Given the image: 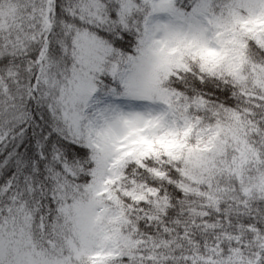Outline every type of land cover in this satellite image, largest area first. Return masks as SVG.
<instances>
[{
	"label": "trees",
	"instance_id": "obj_1",
	"mask_svg": "<svg viewBox=\"0 0 264 264\" xmlns=\"http://www.w3.org/2000/svg\"><path fill=\"white\" fill-rule=\"evenodd\" d=\"M37 1L0 0V224L22 208L32 245L49 259L70 236L68 205L82 202L103 245H90L67 264H127L117 235L138 247L128 260L135 264L142 254L152 259L151 248L167 251V244L175 264L207 253L229 264L227 255L241 258L248 249L249 264H264V193L236 197L229 206L226 200L202 206L188 194L174 146L135 136L129 148L100 144L89 127L95 105L111 117L159 114L173 131L187 130L194 146L199 128L203 150L205 139L236 117L264 165V99L217 74L225 65L264 67V0H131L135 8L125 26L115 21L124 0L97 1L111 4L108 26L85 22L76 0H46L54 22L41 25ZM60 23L91 29L111 49L112 69L93 79L95 90L75 133L63 130L56 114L61 73L53 83H40L42 54L57 55L73 37L70 31L62 40ZM158 46L168 64L151 69Z\"/></svg>",
	"mask_w": 264,
	"mask_h": 264
},
{
	"label": "rangeland",
	"instance_id": "obj_2",
	"mask_svg": "<svg viewBox=\"0 0 264 264\" xmlns=\"http://www.w3.org/2000/svg\"><path fill=\"white\" fill-rule=\"evenodd\" d=\"M97 1L76 0L75 3L79 5L77 9L83 14L85 22L90 25L108 26L106 14L108 10H111V4L105 5ZM37 6L35 13L37 18L41 20V25L49 20L54 22L52 9L46 0H38ZM134 8L133 1L124 0L122 5L118 6V14L115 17L116 23L125 26L133 16L131 10ZM60 25L65 31L62 36L63 41L68 40L67 35L70 31H73V37L71 36L70 41L68 40V45L63 43L64 49H60L57 55L46 54L45 52L42 54L44 59L42 66L44 68L40 83L41 85L53 83L56 81L57 73H61L58 81L61 80L64 83L59 90V109L56 114L60 127L64 126L63 130L75 133L80 129L82 109L95 90L93 79L104 69H112V65L107 62L111 49L96 37L91 29L80 27L74 31L67 27L69 24L60 23ZM162 48L158 46L149 58L151 69L153 66L168 64L160 55ZM214 50L215 47L210 48L209 53L213 54ZM65 58L66 60H64ZM183 62L181 61V63ZM64 67L65 75L62 73ZM249 67L250 70H248ZM217 74L229 77L247 96L264 99V67L250 65L238 69L225 65L219 67ZM156 96H163V92L158 91ZM93 108L96 116L89 127L97 134L100 144L114 143L118 147L126 146L129 148V142L131 146L134 145L133 137L135 136V138L141 137L151 142L156 139L166 145L174 146L175 150L182 156L183 175L188 194L199 197L202 206L216 207L219 202L225 200L229 206L231 205L230 200L236 199V197L264 193L263 162L259 160L255 149L247 142V132L236 117L230 119L220 132L211 138H206L203 150H201L197 145L202 141L199 128L195 130L197 136L195 147L187 130L173 131L174 128L170 127L168 122H162V117L159 114H154L150 118L140 114H116L111 117L106 109L99 111L96 105ZM150 124L152 130L145 131ZM228 149L229 152L225 154L224 152ZM82 204L81 202V204L70 203L68 205L64 224L70 236L64 239L63 249H59L61 246L53 248L49 259H43L38 255L26 228V225L28 226L27 216L25 214L21 216L19 211L23 209L17 207L19 214L18 212L12 214L15 216L13 219L0 224V264H67L71 258L81 257L90 245L102 248L103 241L102 239L99 240L98 235L94 232V221L88 219V206ZM5 229L8 231L7 236H4ZM10 235L9 239L4 238ZM121 237L117 235L114 239L125 245V255L129 260L138 247L134 241L127 240L125 242L124 238ZM165 249L167 251L163 249L153 251L151 248L148 253H152L153 258L148 256L149 260H146L147 257L144 258L142 254V258L137 264H175L170 245L167 244ZM60 250L64 253L60 254ZM129 250H131L130 253H128ZM250 251L248 249L245 257L242 256L241 258L227 255L231 259L229 264H249ZM214 255L219 254L215 253ZM186 258L189 263H179L223 264L218 263L211 253H207L205 257L200 259L191 255H186ZM128 260L127 264H135L134 260L130 262Z\"/></svg>",
	"mask_w": 264,
	"mask_h": 264
}]
</instances>
